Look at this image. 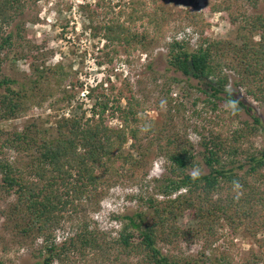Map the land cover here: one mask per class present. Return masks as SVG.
<instances>
[{
	"label": "trees",
	"instance_id": "trees-1",
	"mask_svg": "<svg viewBox=\"0 0 264 264\" xmlns=\"http://www.w3.org/2000/svg\"><path fill=\"white\" fill-rule=\"evenodd\" d=\"M26 5L27 0H0V121L19 117L54 92L49 84L42 89L50 77L48 69H34L24 82L2 74V53L21 38L24 27L20 17ZM110 13L108 6L100 25H94L90 16L89 26L94 32L100 31L112 45L144 48L147 42L164 36L169 28V13L162 8L153 15L134 5L128 12L109 17ZM201 17L192 14L187 20L193 25L202 24ZM144 18L146 29L138 32L134 25ZM231 21L237 24L234 39H213L201 33L195 49H190L183 39L174 38L168 45V66L185 77L206 83V104H232L253 121L246 123L245 129L235 131L233 143L219 137L204 143L201 154L206 171L191 173L197 160L192 145L176 136L163 143L162 131H154L151 120L140 121L132 102L127 111H122L123 126L109 127L103 118L109 100L104 94L95 96L103 84L87 93L88 98L96 99L91 117H61L52 132L34 124L8 134L0 130L1 188L15 198L8 217L16 218L24 237L40 238L43 243L39 261L34 264L104 263L100 261L103 246L87 226L78 228L60 244L55 241V231L68 216L85 212L86 205L99 192L133 176L155 146L165 157L166 174L156 180V194L164 200L148 199L149 223L144 213L126 218L121 231L110 240L118 255L135 256L138 264H198L164 254L157 243L170 218L187 211L203 227L227 220L254 237L264 228V151L246 152L240 145L247 134L264 130V125L250 106L225 90L231 84L253 101L264 103V16L233 17ZM61 69L52 68L55 81L61 79ZM36 91L41 93L39 97ZM72 97L63 91L59 101ZM143 131L151 136L147 144L139 140ZM129 139L133 141L130 149L136 154L123 152ZM5 149H13L26 160L9 161ZM221 192L225 195L221 196ZM257 244L264 247V240Z\"/></svg>",
	"mask_w": 264,
	"mask_h": 264
},
{
	"label": "rangeland",
	"instance_id": "rangeland-1",
	"mask_svg": "<svg viewBox=\"0 0 264 264\" xmlns=\"http://www.w3.org/2000/svg\"><path fill=\"white\" fill-rule=\"evenodd\" d=\"M133 5L151 15L159 8L168 12L170 22L164 36L147 42L144 48H126L108 43L100 31L90 28L89 17L94 19V25L102 24L108 6L112 17L120 11L128 12ZM214 7L219 9L213 11ZM192 14L201 15L202 24H191L187 19ZM256 15L264 16V0H27L20 17L24 27L21 38L2 53V74L24 82L34 69H48L50 77L42 89L49 84L54 92L19 117L0 121V130L8 134L34 124L52 132L61 117H91L96 99L88 98L87 93L103 84L95 96L104 94L109 100L103 114L109 127L123 126L122 111H127L132 102L140 121L151 120L155 123L154 131H162L163 143L176 136L192 145L197 160L191 173L206 171L201 154L204 143L216 137L232 142L235 131L245 129V124L253 121L232 104L216 102L215 107L206 104V83L185 77L168 66V45L174 38L183 39L190 49H195L201 33L213 39H234L237 24L231 19ZM146 25L144 18L136 22L134 29L143 32ZM57 66L62 68L63 75L56 81L61 82L54 80L52 68ZM225 90L250 106L264 125V103L253 101L231 84ZM63 91L73 97L60 102ZM35 95L39 97L41 93L36 91ZM148 137L149 133L143 131L139 140L147 144ZM132 142L129 139L124 146L125 154L133 151ZM240 145L246 152L264 151V130L247 134ZM155 147L133 176L99 192L86 205L85 212L65 218L55 231L56 243L85 225L103 246L100 261L104 263L100 264H138L135 256L118 255L110 240L121 231L127 217L144 213L146 221L151 222L148 199L164 200L156 194V180L166 174L165 157ZM4 154L11 162L26 160L13 149H5ZM14 202V195L2 190L0 181V264L37 263L43 243L40 238L24 237L16 218L8 217ZM160 232L158 247L179 260L198 264H264V247L257 244L258 240H264V228L254 237L227 220L203 227L187 211L170 218Z\"/></svg>",
	"mask_w": 264,
	"mask_h": 264
}]
</instances>
